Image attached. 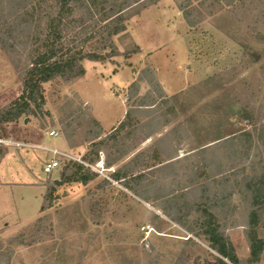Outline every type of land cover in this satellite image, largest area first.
<instances>
[{
    "label": "rangeland",
    "instance_id": "1",
    "mask_svg": "<svg viewBox=\"0 0 264 264\" xmlns=\"http://www.w3.org/2000/svg\"><path fill=\"white\" fill-rule=\"evenodd\" d=\"M111 39L114 55L99 45L105 60H83L82 77L41 84V108L0 126L14 142L62 140L65 152L98 170L85 184L65 182L67 161L46 175L42 165L52 154L0 145L2 249L25 235L13 243L10 264H217L206 242L161 210L180 207L181 220L197 218L194 204L211 206L199 200L200 182L218 194L211 209L244 262L248 203L240 182L264 175V0H159ZM97 42L94 36L86 49ZM17 58L0 48L1 107L22 88ZM127 111L128 125L113 131ZM51 129L56 138L46 136ZM235 134L236 145L223 142ZM94 149L104 161L123 152L113 169L122 168L124 178L96 166ZM52 180L57 198L40 211ZM168 193L180 194L178 206L165 200ZM258 235L264 241V218ZM251 264H264V250Z\"/></svg>",
    "mask_w": 264,
    "mask_h": 264
},
{
    "label": "trees",
    "instance_id": "2",
    "mask_svg": "<svg viewBox=\"0 0 264 264\" xmlns=\"http://www.w3.org/2000/svg\"><path fill=\"white\" fill-rule=\"evenodd\" d=\"M157 1L159 0H0V48L6 53L18 56L15 65L22 86L21 93L0 108V126L15 122L22 115L34 114L32 105L34 108H41L44 100L41 84L56 78L70 81L82 77L85 74L83 60H105L106 54L97 51L99 45H102L101 48H109V54L114 55L116 49L112 43V36L125 30L126 22L130 17L139 14ZM185 14L188 24L192 26L194 22L189 20L186 11ZM94 36L98 37L96 48L86 49L87 41ZM21 49L25 51L23 59L19 56ZM130 118V112L127 111L124 119L113 131L125 128ZM242 135H247L249 138L247 140H251L248 133L242 132ZM105 140L107 139L100 140L101 142L97 145ZM223 142L236 145L237 134L224 138ZM92 153L96 162L99 159L97 151L94 149ZM122 153L117 157L106 158L104 166L113 167ZM1 156L2 152H0ZM202 165H206V162L204 161ZM122 172V168L114 170L111 178L116 181L124 178ZM95 175L96 173L88 167L74 161H68L60 173L61 179L65 182L82 184L87 183ZM211 175L217 177L222 173ZM209 178L212 177L209 176ZM225 181L223 180L221 185ZM197 185L200 186L199 200L203 199L211 205L194 204L193 210L198 212L197 218L190 223L188 220H181L178 214L180 207L175 209V213H170L161 207L163 214L172 222L185 227L189 234L206 242L209 250L214 252L211 255L217 264L257 263L264 250V241L258 235V228L264 218V175L245 176L240 182L239 193L245 194L244 198L248 203L245 234L249 256L244 262L236 255L230 238L225 233L216 213L211 209V207H217V202L220 200L218 194L209 195L207 184L203 186L200 182ZM55 192L56 183L52 180L46 185L40 211L49 207L57 198ZM206 193L208 195L204 196ZM235 193V191L231 192L230 196ZM178 196L180 194L168 193L165 200L167 202L179 200ZM178 205L175 201L174 206ZM188 214L189 211H186L182 218ZM195 229L199 232H194ZM189 239L190 237L187 238ZM24 242V234L10 237L6 240L7 247L4 250L0 241V264H10L14 253L13 243L23 244Z\"/></svg>",
    "mask_w": 264,
    "mask_h": 264
},
{
    "label": "built area",
    "instance_id": "3",
    "mask_svg": "<svg viewBox=\"0 0 264 264\" xmlns=\"http://www.w3.org/2000/svg\"><path fill=\"white\" fill-rule=\"evenodd\" d=\"M45 133L49 137H53V136L57 135V132L54 129L46 131ZM0 145H5V146L18 145V146H22V147H26V148L27 147L28 148L29 147H35L37 149H40V150H43V151H46V152L52 154L53 158L51 160L45 162L42 165V171L46 175L52 174L56 169H58L60 167V160L67 161V162L68 161L78 162L80 164H83L85 167H88L93 172L98 173V170L93 168L92 164H89V163L85 162L82 159H77L74 156L70 155L68 152H65V151H62V150H58L56 148H46V147H43V146H40V145H37V144L33 145V144H27V143H22V142H14L12 139L5 138L2 135H0ZM94 163H95L96 166H99V167L103 168L104 167L103 156L102 157L100 156L99 159L96 162H94ZM109 169L111 171H114L113 167H109ZM104 177L107 180H109L110 182H113V180L109 176L104 175Z\"/></svg>",
    "mask_w": 264,
    "mask_h": 264
},
{
    "label": "crops",
    "instance_id": "4",
    "mask_svg": "<svg viewBox=\"0 0 264 264\" xmlns=\"http://www.w3.org/2000/svg\"><path fill=\"white\" fill-rule=\"evenodd\" d=\"M22 89V88H21ZM21 93V91L19 92V94ZM18 94V95H19ZM17 95V96H18ZM16 96V97H17ZM0 97H2V96H0ZM16 97H14L13 99H15ZM12 99V100H13ZM12 100H10V101H12ZM9 101V102H10ZM1 107V106H0ZM9 124H16V122H10ZM46 134V133H45ZM58 135V134H57ZM56 135V136H57ZM46 136L48 137V138H56V136H53V137H49L47 134H46ZM57 140H51L50 141V143H46L47 145H44L43 147H46V148H52L54 145H56V146H58V147H60V148H58V147H53V148H57V149H61L62 151H66L67 150V146H66V144H65V142L64 141H62V140H59L58 139V141L56 142ZM40 145V144H39ZM40 146H42V145H40ZM13 174H14V172H13ZM8 175H10V174H8ZM16 176V175H15ZM6 187H8V186H5V188ZM233 245V244H232ZM237 255V254H236Z\"/></svg>",
    "mask_w": 264,
    "mask_h": 264
},
{
    "label": "water",
    "instance_id": "5",
    "mask_svg": "<svg viewBox=\"0 0 264 264\" xmlns=\"http://www.w3.org/2000/svg\"><path fill=\"white\" fill-rule=\"evenodd\" d=\"M27 119V118H26ZM25 121H27V120H25ZM55 183L57 184V180H55Z\"/></svg>",
    "mask_w": 264,
    "mask_h": 264
}]
</instances>
